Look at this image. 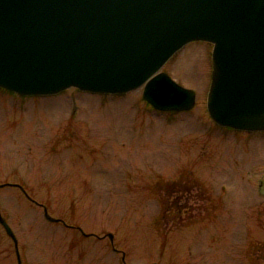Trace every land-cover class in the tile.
Listing matches in <instances>:
<instances>
[{
    "label": "rangeland",
    "instance_id": "374dc122",
    "mask_svg": "<svg viewBox=\"0 0 264 264\" xmlns=\"http://www.w3.org/2000/svg\"><path fill=\"white\" fill-rule=\"evenodd\" d=\"M211 51L212 44L190 43L161 69L196 93L194 109L170 120L146 110L142 88L121 96L69 89L21 97L0 90V185H17L0 188V216L17 240L22 264L249 263L248 248L264 238V220L250 212L262 199L256 186L224 190L218 184L210 191L224 200L217 219L190 226L165 222L151 189L178 174L188 155L201 151L207 163L220 148L205 133L211 124L206 111ZM252 137L255 165L264 149ZM225 166L206 169L205 181L212 184L227 174ZM232 173L233 182L244 185L239 169ZM164 185L155 189L162 199ZM43 208L103 239H85L48 222ZM108 234L119 253L112 251ZM260 248L250 254L255 264H264ZM0 264H17L1 225Z\"/></svg>",
    "mask_w": 264,
    "mask_h": 264
},
{
    "label": "water",
    "instance_id": "95a60500",
    "mask_svg": "<svg viewBox=\"0 0 264 264\" xmlns=\"http://www.w3.org/2000/svg\"><path fill=\"white\" fill-rule=\"evenodd\" d=\"M192 42L213 45L210 118L264 132V0H0V89L52 96L143 87L142 99L155 110L186 112L195 92L158 73ZM44 217L59 221L46 209ZM0 224L21 264L1 216Z\"/></svg>",
    "mask_w": 264,
    "mask_h": 264
},
{
    "label": "flooded vegetation",
    "instance_id": "af4514ba",
    "mask_svg": "<svg viewBox=\"0 0 264 264\" xmlns=\"http://www.w3.org/2000/svg\"><path fill=\"white\" fill-rule=\"evenodd\" d=\"M146 107H148L146 110L155 111L148 104H146ZM155 112L165 115L167 117V120H170L171 118L179 114L160 113L157 111ZM208 120L211 122V124L208 131L205 132L206 137H216L217 143L219 145L217 147H220L217 153L214 152L213 161L210 160V162L206 163L204 156H201V151L195 153L194 155H188L186 157L184 165L182 166L178 174L168 175V180H165V182H162V179H159L157 180L158 182H154V184H152L151 186V189L153 190V194L155 196V202H157L158 206L163 209V214H161L162 219L165 222L173 224L183 222L186 224V226L194 225L203 221H210L212 219L216 220L220 208L224 205V200L216 196L214 197V195L210 191L213 192L217 185L220 184V186L218 185L219 189L224 190L231 187L242 186L243 188H249L252 186H256L257 189L261 192L262 199H260V201H258L254 205L250 206V212L252 216V213H256V221H263L264 152L262 153L263 157L261 158V160L255 161L254 165L251 150L253 135L257 138H260L261 143L264 145V141H262V139L264 140V132L235 131L230 128L218 126L210 118ZM209 131L211 133H209ZM212 131H216L217 136H214L212 134ZM210 134L213 136H211ZM240 134H243V136H241ZM239 143L242 145H240ZM263 145L262 149H264ZM222 162L226 163V166L224 167L225 170L223 171H226L227 174L223 173L222 175H220V179L213 181L212 184L205 181L206 177L204 175V171L206 169L212 168L219 169ZM206 164L210 165V167L207 168L206 166L208 165ZM237 168L241 172L239 175H241V177H246V182H244V185L242 182H233V177L235 175L232 172L233 170L237 171ZM253 177L255 178V182L253 181ZM160 183H164V187L166 188L163 196L162 192L160 193L163 199L160 198L159 194L155 191L156 186ZM58 224H62L66 228H71L75 230L85 239L90 238L86 237V233H84L80 228L68 226L65 221L59 222ZM94 238L96 240L103 239V237ZM255 246L261 247L260 252L258 251V253H260L261 258L264 257V238L262 244L252 243L251 246L248 248V253L251 252L250 254L252 256V251H254ZM250 254H246V258H250L248 259V264H255Z\"/></svg>",
    "mask_w": 264,
    "mask_h": 264
}]
</instances>
